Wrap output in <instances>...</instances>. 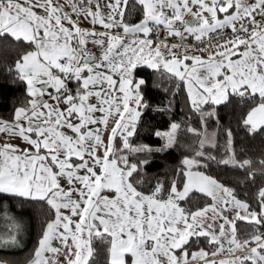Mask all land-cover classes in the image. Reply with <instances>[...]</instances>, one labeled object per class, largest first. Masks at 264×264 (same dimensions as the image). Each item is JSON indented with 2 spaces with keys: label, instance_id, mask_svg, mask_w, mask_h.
<instances>
[{
  "label": "snow or ice",
  "instance_id": "obj_1",
  "mask_svg": "<svg viewBox=\"0 0 264 264\" xmlns=\"http://www.w3.org/2000/svg\"><path fill=\"white\" fill-rule=\"evenodd\" d=\"M129 2L0 0V37L34 49L15 64L29 100L14 109L10 121L0 118V134L27 145L0 144V195L43 202L54 214L29 264H58V254L67 264H90L93 240L107 241L108 264H264V233L242 241L236 235L237 220L264 226V188L257 193L256 211L200 171L214 161L251 169V180L254 163L264 169V159H236L231 129H225L226 158L220 160L205 151L217 147L215 133L187 129L201 137L198 151L147 193L138 190L135 177L151 161L131 162L125 154L166 152L175 146L180 128L172 123L169 131H157L155 136L165 140L160 148L129 143L147 107L140 92L145 79L135 84L132 79L141 65L163 67L182 82L196 111L225 104L231 96L258 99L242 124L249 133L264 131V0H135L142 18L131 26L123 22ZM81 18L92 28H81ZM114 29H122L123 36ZM161 31L181 43L150 38ZM128 36L135 38L126 41ZM188 38L205 45L198 51L206 57L188 54L191 46L183 44ZM89 44L100 49L99 55L89 51ZM193 192L212 203L195 211L182 207ZM9 220L11 227L0 233L4 249L19 246L23 227L20 218ZM201 238L214 250L189 252L191 242ZM225 251L232 258H209ZM238 251L244 255H235Z\"/></svg>",
  "mask_w": 264,
  "mask_h": 264
},
{
  "label": "trees",
  "instance_id": "obj_2",
  "mask_svg": "<svg viewBox=\"0 0 264 264\" xmlns=\"http://www.w3.org/2000/svg\"><path fill=\"white\" fill-rule=\"evenodd\" d=\"M141 18L140 6L135 3V0H130L124 22L135 24ZM32 49L33 47L28 44L15 41L9 36L0 37V118L2 119L11 120L14 109L26 105L29 100L26 94V83L19 78L15 64L22 55ZM138 78H143L146 81V84L141 86L140 92L147 107L143 109L135 134L129 139L132 146L148 145L152 148H160L164 145V138L155 136V133L167 131L166 110L170 111L171 121L186 120L193 129L203 133L212 125L206 123L205 116L202 118V114L206 113L209 108H213L215 119L226 129L232 131V147L236 159H251L254 162L264 159V131L249 133L242 124V119L255 103L259 102L258 99L254 102L231 96L229 102L225 104L203 105L201 111H196L191 107L185 85L163 67L155 70L141 65L132 74L134 81ZM71 87H75V85L73 84ZM200 138L192 132H179L176 134L175 146L166 152L125 153L131 162L139 163L145 159L151 161L144 167L143 172L135 177V180L140 182L137 185L138 190L145 193L150 192L157 180L167 181L172 177L176 169L180 167L182 159L186 156H194L198 151L197 145ZM115 143L117 148L121 147L119 138ZM216 144V148H206L205 151L210 152L217 160L226 158V142L220 141ZM207 163L208 167L201 168L200 171L217 179L225 187L233 189L238 199L247 202L252 209L259 211L257 193L261 188H264V169L258 163H254L255 175L251 180L248 178V172L252 171L251 169H237L217 164L214 161ZM167 187L168 185L165 183V188ZM210 202L211 198L193 192L187 201L181 202V206L193 211ZM11 216L22 220L23 227L18 236L20 243L18 247L0 248V262L27 264L33 259L46 222L53 219L54 214L43 202L0 195V233L11 227L9 220ZM257 231L264 233V226H254L245 221H236V235L239 240L248 239ZM108 247L106 240H93L94 257L90 264H108ZM213 247L203 238L191 242L188 246L189 251L198 248L212 249Z\"/></svg>",
  "mask_w": 264,
  "mask_h": 264
},
{
  "label": "crops",
  "instance_id": "obj_3",
  "mask_svg": "<svg viewBox=\"0 0 264 264\" xmlns=\"http://www.w3.org/2000/svg\"><path fill=\"white\" fill-rule=\"evenodd\" d=\"M59 2H60L61 4H64L65 0H59ZM65 11H67V12H71L70 7H68L67 5H65ZM72 19H73V20H76V16L73 15V16H72ZM123 22H124V21H123ZM78 23H79V26H80L81 28H85V29H91V28H92V25L90 24V22L83 20V18H81L80 21H79ZM124 23H125V22H124ZM126 24H127V23H126ZM135 24H136V23H135ZM135 24H128V25L131 26V25H135ZM96 30H97V31H104V29L101 28V27H99V26H96ZM113 32H114V34H119V35H122V36H123V31H122V29H114ZM133 38H135V37L128 36V37H125V40L127 41V40H130V39H133ZM140 38H143V37L141 36ZM150 38H151V37H150ZM151 39H152V38H151ZM88 49H89L90 52L95 53L96 55H99V53H100V49L97 48L96 46L92 45V44H89V45H88ZM201 49H202V48H201ZM32 50H34V49H32ZM32 50H30V51H32ZM212 50H213V49H209V51H212ZM162 51H163L164 54H165V59H170V56L168 55L167 50L162 49ZM27 52H28V51H27ZM176 54H177V53H176ZM181 54H183V53H181ZM188 54H189V55H193V56H195V55H199V56H202V57H206V55H207V53L204 52V51H189ZM189 63H190V61H189ZM138 80H139V78L136 79L135 81L133 80V84H135ZM26 87H27V86H26ZM130 106H131V104H130ZM4 120H5V119H4ZM9 121H10V120H9ZM109 127H111V123H110ZM105 139H106V137H105ZM3 143H12V144H14V145L19 146L21 149L27 147L26 143L22 142L19 138H16V137H9V136H7V135L0 134V144H3ZM237 199H238V198H237ZM239 200H240V199H239ZM241 201H242V200H241ZM243 202H244V201H243ZM211 203H212V201H211L209 204H211ZM206 205H207V204H206ZM204 206H205V205H204ZM204 206L198 207V208L194 209L193 211H195V210H197V209H199V208H203ZM226 215H228L229 218L231 219V218L234 216V213H233V212H227ZM241 241H242V240H241ZM69 243H71V241H70ZM53 244H54V246H59L58 242H55V241H54ZM225 247L227 248V245H225ZM200 249H204L205 251H208V252L211 253V251L214 250V247H213L212 249L198 248V249L191 250V251H189V252H192V251H198V250H200ZM65 251H66V250H65ZM47 255L51 256L52 254L49 253V254H47ZM177 255L179 256L180 253L177 252ZM235 255H237V256H243V255H244V252H242V251H238V252L235 253ZM55 258H56V260L58 261V264H67L64 255H62V254H58ZM209 258H211V259H215V260L219 261V260H222V259H230V258H232V256H231L230 253H228L227 251H225V252H223V253L218 254L216 257H209ZM126 259H127V258H126ZM29 262H30V261H29ZM29 262H28L27 264H29ZM0 264H6V263L0 262ZM128 264H130V260H129Z\"/></svg>",
  "mask_w": 264,
  "mask_h": 264
},
{
  "label": "rangeland",
  "instance_id": "obj_4",
  "mask_svg": "<svg viewBox=\"0 0 264 264\" xmlns=\"http://www.w3.org/2000/svg\"><path fill=\"white\" fill-rule=\"evenodd\" d=\"M176 55L179 56V57H182L183 54L177 53ZM170 59H171V57H170ZM209 111H213V108H209L206 111V113L209 112ZM205 120H206V123L208 122V124L212 125V127H210L209 129H206L205 132H207L208 135H211V134L215 133L216 142H220V141L221 142H226V140H227V137L225 136L226 127L223 124H221L220 122H218L215 119L214 116H205ZM210 120H211V122H209ZM165 121H166L165 123L168 124L167 127H166L167 131L170 130V125L172 123H177V124L180 125V128L177 131V133H179V132H189V131H187V129L192 128L191 125L186 120H180L178 122L177 121H171V116H170V111L169 110H166Z\"/></svg>",
  "mask_w": 264,
  "mask_h": 264
},
{
  "label": "built area",
  "instance_id": "obj_5",
  "mask_svg": "<svg viewBox=\"0 0 264 264\" xmlns=\"http://www.w3.org/2000/svg\"><path fill=\"white\" fill-rule=\"evenodd\" d=\"M227 36H231V33L230 32H227L226 33ZM152 39L154 40H165V42L167 44H177V43H181V41L178 39V38H175V37H166V33H164L163 31H161L158 35L157 34H153V36H151ZM183 44L185 46H191L189 48V51H197L198 49H201V48H204L205 45L204 44H201L199 42H196L194 41L193 39L191 38H188L186 40L183 41ZM179 52V51H177ZM182 52V51H180Z\"/></svg>",
  "mask_w": 264,
  "mask_h": 264
}]
</instances>
